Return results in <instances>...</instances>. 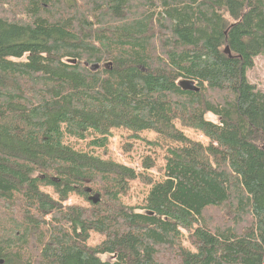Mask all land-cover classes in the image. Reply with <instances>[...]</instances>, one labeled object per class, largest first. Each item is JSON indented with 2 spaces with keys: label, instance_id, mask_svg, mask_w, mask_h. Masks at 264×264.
Masks as SVG:
<instances>
[{
  "label": "trees",
  "instance_id": "obj_1",
  "mask_svg": "<svg viewBox=\"0 0 264 264\" xmlns=\"http://www.w3.org/2000/svg\"><path fill=\"white\" fill-rule=\"evenodd\" d=\"M263 54L264 0H0V264H264ZM115 128L160 180L64 141Z\"/></svg>",
  "mask_w": 264,
  "mask_h": 264
},
{
  "label": "rangeland",
  "instance_id": "obj_2",
  "mask_svg": "<svg viewBox=\"0 0 264 264\" xmlns=\"http://www.w3.org/2000/svg\"><path fill=\"white\" fill-rule=\"evenodd\" d=\"M247 78L258 89L264 91V54L254 58L252 68L247 71ZM206 117L209 120L217 121V118L211 114H208ZM183 131L193 140L202 142L203 144L208 143V139L198 130L183 128ZM129 134V132L122 129H113L108 143L104 148L90 146L88 144L90 140L89 137L86 139H75L66 136L64 141L78 150L90 152L103 158H110L116 162L134 168L137 172H146L155 181L160 180L162 175L157 168L162 167L165 163V150L164 148L150 145L147 142L156 141L165 146L166 141L150 131H143L140 133L143 140H131L128 138ZM147 156L154 158L155 167L144 170L142 168V162ZM43 189L53 195L50 188L45 187ZM149 189L150 185L144 184L137 179L132 180L128 192L122 195L120 199L125 205H142L145 202V197ZM69 203L86 204V202L77 195H71L67 201V204ZM101 239L102 237L99 234L93 232L91 233L88 243L91 245L97 244ZM101 259L107 260L109 257L108 255H102Z\"/></svg>",
  "mask_w": 264,
  "mask_h": 264
},
{
  "label": "water",
  "instance_id": "obj_3",
  "mask_svg": "<svg viewBox=\"0 0 264 264\" xmlns=\"http://www.w3.org/2000/svg\"><path fill=\"white\" fill-rule=\"evenodd\" d=\"M226 52H228V49H225ZM85 65H87V63H85ZM98 68V64H93L91 65V69L95 70ZM179 85L181 86L182 89L184 90H192V91H198V87L195 86V84L190 81V80H183L179 83ZM90 199L93 200V202H96L98 200L97 195L91 196Z\"/></svg>",
  "mask_w": 264,
  "mask_h": 264
}]
</instances>
